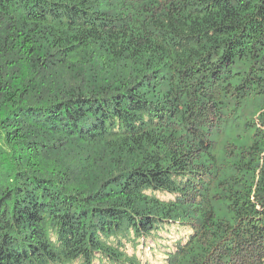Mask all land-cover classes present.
<instances>
[{"label":"trees","instance_id":"trees-1","mask_svg":"<svg viewBox=\"0 0 264 264\" xmlns=\"http://www.w3.org/2000/svg\"><path fill=\"white\" fill-rule=\"evenodd\" d=\"M0 264H264V0H0Z\"/></svg>","mask_w":264,"mask_h":264},{"label":"rangeland","instance_id":"rangeland-1","mask_svg":"<svg viewBox=\"0 0 264 264\" xmlns=\"http://www.w3.org/2000/svg\"><path fill=\"white\" fill-rule=\"evenodd\" d=\"M172 249H173V248H172ZM164 257H165V256H162V257L160 256V257H156V258H157V259H159V261H158V262L160 263V262H161V260H162Z\"/></svg>","mask_w":264,"mask_h":264}]
</instances>
